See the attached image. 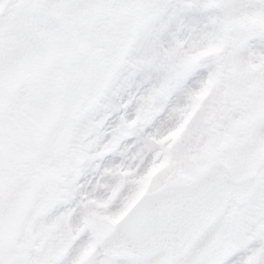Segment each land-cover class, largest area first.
Wrapping results in <instances>:
<instances>
[{"label":"snow or ice","instance_id":"1","mask_svg":"<svg viewBox=\"0 0 264 264\" xmlns=\"http://www.w3.org/2000/svg\"><path fill=\"white\" fill-rule=\"evenodd\" d=\"M0 264H264V0H0Z\"/></svg>","mask_w":264,"mask_h":264}]
</instances>
